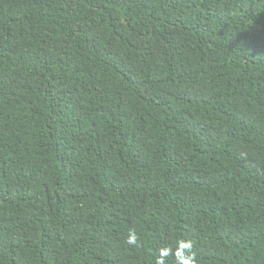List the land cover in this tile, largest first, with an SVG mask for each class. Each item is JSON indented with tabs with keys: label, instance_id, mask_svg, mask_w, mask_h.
<instances>
[{
	"label": "trees",
	"instance_id": "16d2710c",
	"mask_svg": "<svg viewBox=\"0 0 264 264\" xmlns=\"http://www.w3.org/2000/svg\"><path fill=\"white\" fill-rule=\"evenodd\" d=\"M0 264H264V0H0Z\"/></svg>",
	"mask_w": 264,
	"mask_h": 264
},
{
	"label": "clouds",
	"instance_id": "9594fccd",
	"mask_svg": "<svg viewBox=\"0 0 264 264\" xmlns=\"http://www.w3.org/2000/svg\"><path fill=\"white\" fill-rule=\"evenodd\" d=\"M137 242V236L134 231H131L128 235L127 243L129 245H135Z\"/></svg>",
	"mask_w": 264,
	"mask_h": 264
}]
</instances>
